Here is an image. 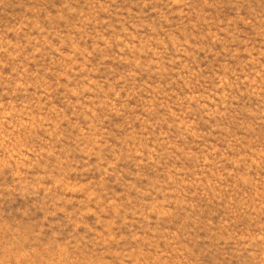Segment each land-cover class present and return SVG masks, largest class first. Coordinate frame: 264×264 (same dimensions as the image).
<instances>
[{"label":"rangeland","instance_id":"1","mask_svg":"<svg viewBox=\"0 0 264 264\" xmlns=\"http://www.w3.org/2000/svg\"><path fill=\"white\" fill-rule=\"evenodd\" d=\"M0 264H264V0H0Z\"/></svg>","mask_w":264,"mask_h":264}]
</instances>
